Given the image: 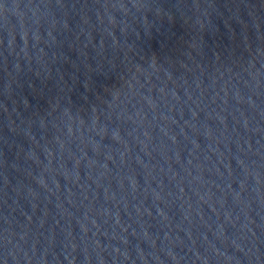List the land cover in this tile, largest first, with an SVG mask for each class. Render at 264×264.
Segmentation results:
<instances>
[{"label":"water","instance_id":"95a60500","mask_svg":"<svg viewBox=\"0 0 264 264\" xmlns=\"http://www.w3.org/2000/svg\"><path fill=\"white\" fill-rule=\"evenodd\" d=\"M15 0H0V22L12 6Z\"/></svg>","mask_w":264,"mask_h":264}]
</instances>
